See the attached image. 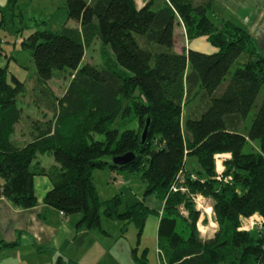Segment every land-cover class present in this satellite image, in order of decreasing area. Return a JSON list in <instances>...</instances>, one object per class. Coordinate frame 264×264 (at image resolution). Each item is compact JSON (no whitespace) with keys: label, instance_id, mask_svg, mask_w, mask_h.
I'll use <instances>...</instances> for the list:
<instances>
[{"label":"trees","instance_id":"trees-1","mask_svg":"<svg viewBox=\"0 0 264 264\" xmlns=\"http://www.w3.org/2000/svg\"><path fill=\"white\" fill-rule=\"evenodd\" d=\"M66 8L81 30H36L21 41L36 65L37 105L54 113L31 119L29 140L11 138L25 81L9 63L0 65V197L31 208L38 202L35 177L46 175L52 187L45 203L64 215L80 214L77 233L105 232L104 216L134 223L142 236L155 213V264H264V236L239 230L243 216H264V100L248 125L264 87V54L255 46L253 58L240 60L254 42L250 32L232 20L216 24L205 4L193 7L189 0H148L142 6L135 0H66ZM180 21L190 39L207 36L216 51L177 52ZM94 37L121 69L84 63L85 40ZM56 70L74 72L61 97L49 86ZM193 94L201 110L184 119L183 99ZM134 120L137 127L129 124ZM253 142L257 150L246 151ZM128 152L135 154L129 164L113 162ZM224 153L231 154L222 174L229 181L217 179L215 157ZM46 154L56 165L39 164V155ZM191 156L198 168L188 166ZM106 167L140 174L142 199L124 204L117 194L103 200L94 172ZM149 195L163 204L161 212L146 204ZM197 195L213 201L219 227L212 237H201ZM132 256L137 264H152L146 250L139 254L135 247Z\"/></svg>","mask_w":264,"mask_h":264},{"label":"rangeland","instance_id":"rangeland-1","mask_svg":"<svg viewBox=\"0 0 264 264\" xmlns=\"http://www.w3.org/2000/svg\"><path fill=\"white\" fill-rule=\"evenodd\" d=\"M138 6L145 4L148 0H135ZM164 0H155V4L160 5ZM193 7L199 4H205L212 19L216 24L220 25L224 20H232L244 27L253 37L248 50L242 56L241 61H247L253 58L256 48L264 54V0H189ZM64 26L81 30L80 25L68 18L66 0H19L16 6L8 5V0H0V65L9 63L10 68L25 81L26 89L20 94L17 109L21 111V117L13 124L12 139L22 141L29 140L31 119H50L54 117V113L49 108L38 106V97L40 95V87L37 81V71L35 62L30 52L22 47V38L36 30L52 29L60 30ZM86 52L84 63L90 62L97 65L110 64L112 67L121 69L109 48L102 46L101 42L96 38L89 41L85 40ZM188 48H193L206 53H212L217 49L207 36H200L190 39L184 25L180 21L176 25V43L175 50L182 52ZM256 55V54H255ZM236 63L232 67V72L237 68ZM74 72L67 70H56L49 81L53 93L56 97H61L70 80L73 78ZM230 77V76H229ZM228 81V80H227ZM227 82L216 90L215 95L219 96L225 89ZM264 100V87L262 88L256 104L248 117V125L259 110ZM183 117L184 119L201 110L199 95H192L187 99H183ZM133 127H137L136 121L129 123ZM258 143V142H256ZM250 148L256 149L255 144L246 147V151ZM257 150V149H256ZM231 154L224 153L216 155L215 166L216 171L221 178L219 181H225L229 175H222L226 170L224 160L229 158ZM188 166L198 168L196 159L189 157ZM221 165V167H220ZM94 180L103 200L110 199L115 195H120L124 204L141 200L145 184L140 174L131 173L126 170H111L109 167L98 169L94 172ZM194 204L201 215L198 227L201 237L207 238L214 236L219 225L215 220L213 211V201L211 198L197 195L193 197ZM124 208V206L122 207ZM186 214L187 211L183 210ZM264 216L255 213L249 217L240 219L239 230L255 232L259 236H264ZM159 219L157 214L151 213L147 219L145 229L142 236H139L136 225L132 222H125L118 219H109L102 217V226L110 233V240L99 238L98 245H112V249L104 250L101 262L110 264H137L133 260L132 251L138 247L139 254L146 250V258L152 264L159 262L157 250ZM91 240H94L92 237ZM96 243V240H94ZM99 253V252H98ZM98 256V255H97Z\"/></svg>","mask_w":264,"mask_h":264},{"label":"crops","instance_id":"crops-1","mask_svg":"<svg viewBox=\"0 0 264 264\" xmlns=\"http://www.w3.org/2000/svg\"><path fill=\"white\" fill-rule=\"evenodd\" d=\"M253 144L258 147V143ZM38 160L42 167L56 165L47 154L39 155ZM34 186L38 202L31 208L16 206L0 197L1 264H110L101 259L104 250L113 246H100L97 242L102 237L110 240V233L105 228V232L96 229L77 233L80 214L64 215L45 203V195L52 187L49 177L36 176ZM145 202L160 212L163 209V204L152 195L146 196Z\"/></svg>","mask_w":264,"mask_h":264},{"label":"water","instance_id":"water-1","mask_svg":"<svg viewBox=\"0 0 264 264\" xmlns=\"http://www.w3.org/2000/svg\"><path fill=\"white\" fill-rule=\"evenodd\" d=\"M147 130L144 133V138ZM135 158V154L133 152H128L124 155L116 156L113 158V162L117 165H127Z\"/></svg>","mask_w":264,"mask_h":264},{"label":"built area","instance_id":"built-area-1","mask_svg":"<svg viewBox=\"0 0 264 264\" xmlns=\"http://www.w3.org/2000/svg\"><path fill=\"white\" fill-rule=\"evenodd\" d=\"M218 155H220V154H218ZM219 175H220V174H219ZM218 177H219V178H221V176H218ZM228 178H229V177H228ZM228 178H226V179H225V181H228ZM230 179H232V177H231V176H230ZM230 179H229V180H230ZM263 223H264V220L262 221V223H261V224H263ZM0 264H1V259H0Z\"/></svg>","mask_w":264,"mask_h":264},{"label":"bare ground","instance_id":"bare-ground-1","mask_svg":"<svg viewBox=\"0 0 264 264\" xmlns=\"http://www.w3.org/2000/svg\"><path fill=\"white\" fill-rule=\"evenodd\" d=\"M220 155H222V154H220ZM220 167H221V165H220Z\"/></svg>","mask_w":264,"mask_h":264}]
</instances>
